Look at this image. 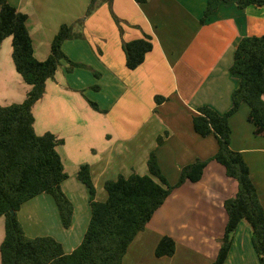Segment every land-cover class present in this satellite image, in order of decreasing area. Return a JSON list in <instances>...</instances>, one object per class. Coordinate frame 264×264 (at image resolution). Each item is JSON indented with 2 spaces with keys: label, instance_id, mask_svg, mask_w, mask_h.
<instances>
[{
  "label": "crops",
  "instance_id": "obj_1",
  "mask_svg": "<svg viewBox=\"0 0 264 264\" xmlns=\"http://www.w3.org/2000/svg\"><path fill=\"white\" fill-rule=\"evenodd\" d=\"M8 1L27 15L34 54L40 61L49 56L46 47L62 25L82 20L84 37L65 41L62 50L70 60L101 74L97 78L80 67L68 72L64 60L33 108L35 122L45 116L50 124L65 125L72 119L77 120L72 125L88 123L89 127L87 117L94 119L91 108L111 129L110 143L98 152L89 147L95 157H89V152L84 161L68 152L64 156L68 179L62 189L74 210L70 228L63 227L56 202L47 194L30 200L17 213L28 237L51 236L71 253L91 218L88 189L76 175L80 165H90L96 200L103 202L106 181L132 173L149 175L147 160L153 150L171 185L178 181L182 167L213 157L216 137L196 133L192 117L201 106L219 114L231 108L232 92L240 81V75L229 70L235 50L243 37L264 34V6L240 9L237 0H229L202 23L207 0H99L88 15L89 0ZM33 30L41 36L38 42ZM145 36L151 37L152 50L137 69H127L123 43ZM5 40L8 44L0 43V106L22 103L29 90L11 67V38ZM94 85L99 89L94 90ZM158 96L164 99L158 102ZM83 99L95 102L100 110L90 104L89 108ZM248 114V106L242 104L229 118L230 147L243 154L264 207V137L254 134ZM43 130L56 136L55 129ZM159 136L163 142L158 146ZM61 138L60 146H65V137L57 140ZM237 190V182L226 176L224 167L211 161L200 181L186 182L173 191L131 244L129 249L135 248L123 264H213L227 223L224 202ZM163 236L176 242L171 257L155 254ZM224 264H260L245 221L234 233Z\"/></svg>",
  "mask_w": 264,
  "mask_h": 264
},
{
  "label": "trees",
  "instance_id": "obj_2",
  "mask_svg": "<svg viewBox=\"0 0 264 264\" xmlns=\"http://www.w3.org/2000/svg\"><path fill=\"white\" fill-rule=\"evenodd\" d=\"M97 1L89 0L86 15L95 9ZM228 1L207 0L201 22L204 23L222 3ZM236 2L240 9L264 6V0ZM26 23V14L8 0H0V43L11 38V56L16 72L29 86L22 103L0 106V216L5 217L4 238L0 244L1 264H123L131 244L173 191L186 182L200 181L211 161L222 165L226 176L238 185L235 196L224 202L227 223L213 264H224L234 233L242 221L249 225L260 264H264V207L243 154L230 147L229 125V118L246 104L254 134L264 137V34L243 37L235 50L229 70L240 75V81L232 92L231 108L219 114L208 106H201L192 117L196 133L216 137L218 149L212 158L185 165L178 181L171 185L153 150L147 160L149 175L132 173L128 177L119 175L106 181L107 199L103 202L96 200L90 165L79 166L76 175L88 189L91 218L81 243L71 253H66L62 244L51 236L28 237L17 217L25 203L47 194L55 200L65 229L70 228L73 219L72 202L62 189L68 173L56 150L63 141L57 140L50 132L36 134L33 108L44 97L47 81L54 79L62 61L68 62V72L80 67L92 71L97 78L101 74L86 64L70 60L62 50L65 41L84 37L82 31L74 28L79 23L82 30V20L59 28L51 41L49 56L42 61L35 57ZM151 40L150 36H145L123 43L127 69L135 70L144 62L153 47ZM93 89L98 90L99 86L94 85ZM162 99L158 96L156 101ZM89 103L95 110H100L95 102ZM162 142L163 137L159 136L157 145ZM175 251L174 239L163 236L155 254L157 257H171Z\"/></svg>",
  "mask_w": 264,
  "mask_h": 264
},
{
  "label": "rangeland",
  "instance_id": "obj_3",
  "mask_svg": "<svg viewBox=\"0 0 264 264\" xmlns=\"http://www.w3.org/2000/svg\"><path fill=\"white\" fill-rule=\"evenodd\" d=\"M76 22H74V23H76ZM26 25H27V23H26ZM32 27H33V29L36 27V25L33 21H32ZM74 28H76V30L78 32L83 31V29L81 30V26L79 25V23H76ZM33 31L37 37L36 39L38 42L40 40L41 36L38 32H35V30H33ZM3 42H5L4 44H8L7 40H4ZM37 44L43 45V47H44V44H41V43H37ZM46 48H47L48 54H49L50 53V45H48ZM3 50H4V47H3L2 51ZM13 65L14 64L12 61L11 67L14 68V70H15V67ZM58 98L59 97L56 98V101L58 100ZM83 100L86 102V105L89 106V104H90L89 101H86L85 99H83ZM57 102H58V104L60 103L59 100ZM89 108H90V106H89ZM90 110L93 111V113L91 112V114H93V116H94L93 120L91 117H87L89 124L92 125L91 127H89L87 125L88 123L84 126L79 125V124L72 125L73 122L77 121V120H72V119H71V121L65 120L64 121L65 125L64 124H57V125L50 124V123L46 122L47 118L45 116H43V117H37L36 122L34 124L36 131H37L36 134L40 135V134L44 133L43 129L48 127L50 129L49 131H52L51 129H55L53 131H55L57 138H59V136L65 137L64 138V140L66 141L65 146H60V145H62V143H61L60 145H57V147H56L57 152H59L63 156L62 161L65 159L64 156H65V154H67L66 152H68L71 157H73L75 159L82 160V161H84L88 157V152H89V157L93 158L96 156V152L94 153L93 151H90L89 147H92L94 151L98 152L100 149H102L108 143H110L112 141V138H111L112 133H111V129H110L109 124L107 122H105L103 119H99L100 115L98 113H95L93 109L90 108ZM34 113H35V110H34ZM36 114H37V110H36ZM61 140L63 141V138H61ZM62 156H61V158H62ZM28 202H30V201H28ZM27 203H25V204H27ZM4 230H5V217L0 216V243L4 237ZM138 244H141V243L138 242ZM219 244H220V240H219ZM146 247H147V244L145 245V248ZM133 248H135V247H133ZM133 248L131 250L128 249L129 251H127V252H129V254L126 253L127 257H130L129 255L132 254ZM0 264H1V258H0Z\"/></svg>",
  "mask_w": 264,
  "mask_h": 264
},
{
  "label": "water",
  "instance_id": "obj_4",
  "mask_svg": "<svg viewBox=\"0 0 264 264\" xmlns=\"http://www.w3.org/2000/svg\"><path fill=\"white\" fill-rule=\"evenodd\" d=\"M13 214H14V212H13Z\"/></svg>",
  "mask_w": 264,
  "mask_h": 264
}]
</instances>
